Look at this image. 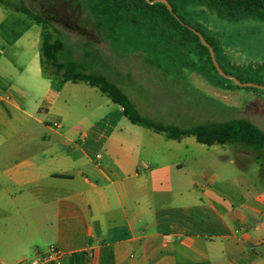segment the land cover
Masks as SVG:
<instances>
[{"label": "crops", "instance_id": "obj_1", "mask_svg": "<svg viewBox=\"0 0 264 264\" xmlns=\"http://www.w3.org/2000/svg\"><path fill=\"white\" fill-rule=\"evenodd\" d=\"M41 33L0 5V264L52 246L63 264H264V186L236 179L254 162H211L209 150L227 145L134 125L86 83L54 90ZM153 74L159 94L142 91L148 103L163 114L189 108L196 89L182 71ZM117 85L141 115L179 126Z\"/></svg>", "mask_w": 264, "mask_h": 264}, {"label": "trees", "instance_id": "obj_2", "mask_svg": "<svg viewBox=\"0 0 264 264\" xmlns=\"http://www.w3.org/2000/svg\"><path fill=\"white\" fill-rule=\"evenodd\" d=\"M36 5L30 8L20 3L0 0V5L24 15L39 26H48L52 32L41 33L40 53L42 57V73L51 80L52 88L59 90L65 82L86 83L96 87L102 94L119 105L124 116L134 125H139L157 133H162L167 139L179 140L185 136H193L196 141L206 146L241 144L255 151L264 150V131L247 119L237 118L221 122L196 123L188 127L163 124L157 120L140 114L126 93L101 70L102 59L95 50L90 49L87 42L68 45L65 32L76 31L83 35L90 29L103 39L109 40L114 51L131 53L143 51L150 65L167 73L178 69V65L194 67L185 58L192 51L198 54L197 69L207 79H215L217 85L226 89L239 88L233 81L221 77L210 58L209 50L203 46L191 29L199 32L212 47L215 58L221 69L239 82H251L241 73H230L220 61V45L218 39L210 35L194 23L184 13L179 0H166L171 11L159 2L149 4L146 0H63L59 12L45 14L42 9L48 0H30ZM153 1V0H150ZM204 6L222 20L240 22L252 19L264 22V0H187ZM36 7V8H35ZM77 9V14L72 11ZM74 16H73V15ZM49 15V16H47ZM54 22L61 26L58 28ZM165 41L164 51L177 52V57L154 55V43ZM79 52L81 59L77 60L73 52ZM163 52V50H162ZM49 72L46 73L45 69ZM226 81L227 84H222ZM247 89H254L246 87Z\"/></svg>", "mask_w": 264, "mask_h": 264}, {"label": "rangeland", "instance_id": "obj_3", "mask_svg": "<svg viewBox=\"0 0 264 264\" xmlns=\"http://www.w3.org/2000/svg\"><path fill=\"white\" fill-rule=\"evenodd\" d=\"M8 1L13 4L22 2L30 8H34V5H36L34 1L30 0ZM179 1L184 13L194 23L218 39L221 50L220 61L225 69L230 73L239 72L244 78L251 80V83L264 86V24L254 22L252 25L250 20L238 23L229 22L219 19L214 12L204 6L187 0ZM47 3V7L45 6L42 9L45 14L51 13V10L59 12L63 6V0H48ZM48 7H52V9L50 10ZM72 13L76 15L77 9H74ZM54 25L58 28L61 26L57 22H54ZM40 28L42 32H52L51 27L40 26ZM65 33L68 45L87 42L90 49L95 50L101 57V61H103L101 62L103 66L95 69L101 70L108 77L117 81L127 91L132 100L137 103L142 112L150 117L166 122H176L183 127L207 121L221 122L243 118L264 131V90L235 88L233 86L226 89L222 85H217L215 79L209 80L198 71L196 66L199 62L196 51L185 55V58L193 63L194 67L178 65V69L171 70L172 72L182 71L189 85L195 87L196 93L191 96L193 98L192 103H189V108L183 107L176 109L172 114H163L160 109L147 102L146 97L148 95L142 92L144 90L149 91L148 94L152 98L159 94V89L156 88L157 78L154 76L153 71L160 69L146 61L147 56L149 57L152 53L146 55L143 51L131 53L114 51V47L109 40L101 38L90 29L85 30L83 35H79L76 31ZM153 48L154 55L177 58L180 56L177 52L164 51V40L155 42ZM73 55L77 60L81 59L78 51L73 52ZM45 72L48 73L49 70L46 68ZM174 79L180 80L177 77ZM170 83L176 87L179 86L176 81ZM222 84L226 85L227 82L222 81ZM223 148H225V152L218 146L214 147L209 150L210 156L204 157L211 162H217L221 159L218 158L219 155H228L242 160L244 165L254 162L248 167V173L245 171L241 176L238 175L236 179L257 187L264 186V150L255 151L237 143ZM255 162H258V165Z\"/></svg>", "mask_w": 264, "mask_h": 264}, {"label": "water", "instance_id": "obj_4", "mask_svg": "<svg viewBox=\"0 0 264 264\" xmlns=\"http://www.w3.org/2000/svg\"><path fill=\"white\" fill-rule=\"evenodd\" d=\"M147 3L149 4H152V3H155V2H159V3H162L164 4L167 9L169 11H171L170 9V5L169 3L166 1V0H153V1H150V0H146ZM191 31L196 34L201 42V44L203 46H205L208 50H209V54H210V58H211V61L217 71V73L223 77V78H226V79H229L231 81H233V83L238 86V87H242V88H246V87H251V88H255V89H262L264 90V86H261V85H258V84H255V83H251V82H245V83H241L239 82L235 77L233 76H229L227 75L220 67V65L218 64L216 58H215V54H214V51L212 49V47L206 42V40L204 39V37L199 33L197 32L196 30L194 29H191Z\"/></svg>", "mask_w": 264, "mask_h": 264}, {"label": "built area", "instance_id": "obj_5", "mask_svg": "<svg viewBox=\"0 0 264 264\" xmlns=\"http://www.w3.org/2000/svg\"><path fill=\"white\" fill-rule=\"evenodd\" d=\"M57 126V124H56ZM65 254L55 247L26 261L27 264H63Z\"/></svg>", "mask_w": 264, "mask_h": 264}]
</instances>
